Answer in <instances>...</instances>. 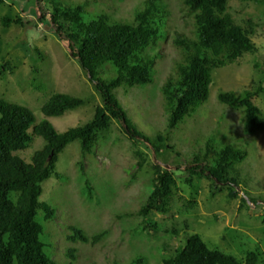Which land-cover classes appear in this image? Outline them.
<instances>
[{"label": "rangeland", "instance_id": "obj_1", "mask_svg": "<svg viewBox=\"0 0 264 264\" xmlns=\"http://www.w3.org/2000/svg\"><path fill=\"white\" fill-rule=\"evenodd\" d=\"M57 1L64 5L84 2L86 21L106 14L112 21L133 22L137 11L144 10L148 0ZM156 3L160 6L167 3L163 7L168 15L161 19L162 31L156 45L147 50L150 56H155L153 82L134 88L123 86L116 91V96L141 132L151 137L164 135L166 150L156 157L148 143L131 141L117 121L85 159L79 142L69 144L57 162L61 176L53 175L43 183L40 201L56 210V215L46 219L45 211H39L37 221L43 227L41 240L58 264H130L139 254L147 255L150 264H162L163 256L184 245L188 235L199 234L210 248L233 254L240 261H244L249 252L257 251L258 264H264V203L259 202L254 207L249 203L242 205L243 192L229 199L228 189L213 195L209 179L195 180L198 191H193L184 181L187 174L183 168L173 170L178 189L171 212L153 214L156 222L167 226L177 220L179 236L155 231L144 233L143 216H125L147 202L151 193L149 178L156 160L161 165L183 166L208 143L219 148L233 145L245 150V159L237 164L241 187L253 196L264 198V129L254 134L245 133V109L233 110L218 98L221 91L241 93L264 81V3L229 0L230 10L239 24H245L248 19L257 24L252 39L258 49L244 53L234 63L215 68L208 100L172 130L166 127L161 87L172 70L173 59L180 55L173 44L174 32L181 30L193 37L195 34L192 20L180 0ZM5 14L20 17L28 25L13 23L4 27L0 22V66L8 62L16 66L14 72L1 75L0 98L30 107L35 123L49 120L60 133L86 124L93 118L95 108L102 104L101 97L89 73L49 28L48 17L41 19L38 1L3 0L0 16ZM100 71L104 79L116 75V68L110 62ZM56 92L82 97L84 103L61 116H46L41 108ZM254 101L264 119V92ZM43 146V138L36 137L18 154L30 162ZM80 159L84 160L83 170L76 164ZM192 198L196 205L187 212L186 202ZM73 227L89 236L107 229L109 235L95 245L74 241L69 239L75 234ZM165 246L169 248L167 252H163ZM72 248L78 252L76 259L67 253Z\"/></svg>", "mask_w": 264, "mask_h": 264}, {"label": "trees", "instance_id": "obj_2", "mask_svg": "<svg viewBox=\"0 0 264 264\" xmlns=\"http://www.w3.org/2000/svg\"><path fill=\"white\" fill-rule=\"evenodd\" d=\"M37 1L41 19L48 17L49 28L89 73L102 104L95 108L93 118L86 124L60 133L49 120L35 123L30 107L0 98V264H58L47 253L46 244L41 240L43 227L37 221V215L40 210L45 211L46 219L56 215V210L40 201V197L43 183L53 175L61 176L57 172V162L69 144L79 142L85 159L94 152L100 139L112 131L117 121L131 141L148 143L156 157L166 150L164 135L148 136L128 118L116 91L123 86L134 88L153 82L155 56H150L147 50L156 45L160 37L161 19L168 15L164 8L167 3L160 6L156 3L160 0H148L144 10L137 11L133 22H125L112 21L106 14L86 21L83 18L84 2L64 5L57 0ZM180 1L192 20L195 37L181 30L174 32L173 44L180 55L173 59L172 70L161 87L169 130L177 128L208 100L215 68L234 63L244 53H254L258 49L252 39L257 24L252 19L239 24L230 10L229 0ZM240 1L264 3V0ZM1 3L3 0H0ZM0 22L4 27L13 23L28 25L20 17L12 18L7 14L0 16ZM106 62L116 68V75L111 79L101 77L100 69ZM15 68L11 62L0 66V77L14 72ZM263 84L261 80L241 93L221 91L218 95L220 102L231 109H245L243 130L247 134L264 129L262 111L254 101L264 92ZM83 103L82 97L56 92L41 110L46 116L57 117ZM36 137L43 138L44 146L27 162L18 153L28 148ZM137 153L142 155L140 151ZM246 154L245 150L233 145L219 148L208 143L183 166L161 165L156 160L153 175L149 178L151 193L147 202L125 216H143L145 224L141 229L144 233L155 231L179 236L177 220L167 226L156 222L153 214L171 212L178 189L173 170L180 168L186 172L184 181L193 191H198L195 180L209 179L213 195L228 189L229 199H235L243 192L242 205L249 203L254 207L259 202L264 203L262 196H253L241 187L237 164L245 159ZM83 161L76 162L81 170L84 169ZM195 205V198L188 200L186 211ZM184 225L189 228L187 221ZM73 230L75 234L69 236L70 240L93 245L109 235L107 229L92 236L79 228L73 227ZM168 249L165 246L163 252ZM67 253L77 258L75 249H69ZM259 257L260 254L253 251L240 261L233 254L210 248L199 234H191L186 237L184 245L163 256L162 264H258ZM130 264H150V259L145 254H139Z\"/></svg>", "mask_w": 264, "mask_h": 264}]
</instances>
